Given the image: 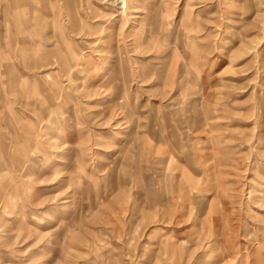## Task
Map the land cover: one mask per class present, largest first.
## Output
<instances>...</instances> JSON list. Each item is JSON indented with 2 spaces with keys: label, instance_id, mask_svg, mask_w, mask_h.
<instances>
[{
  "label": "rangeland",
  "instance_id": "1",
  "mask_svg": "<svg viewBox=\"0 0 264 264\" xmlns=\"http://www.w3.org/2000/svg\"><path fill=\"white\" fill-rule=\"evenodd\" d=\"M118 1L0 0V264H264V0Z\"/></svg>",
  "mask_w": 264,
  "mask_h": 264
},
{
  "label": "bare ground",
  "instance_id": "2",
  "mask_svg": "<svg viewBox=\"0 0 264 264\" xmlns=\"http://www.w3.org/2000/svg\"><path fill=\"white\" fill-rule=\"evenodd\" d=\"M110 2H112V1H110ZM121 7H122V1L119 0V1H118V5L116 6V8H119V9H120Z\"/></svg>",
  "mask_w": 264,
  "mask_h": 264
}]
</instances>
